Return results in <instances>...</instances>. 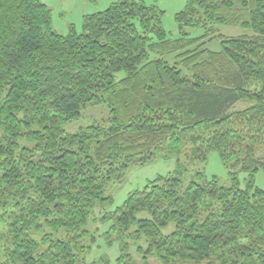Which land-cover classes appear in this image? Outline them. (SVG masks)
Wrapping results in <instances>:
<instances>
[{"label": "trees", "instance_id": "16d2710c", "mask_svg": "<svg viewBox=\"0 0 264 264\" xmlns=\"http://www.w3.org/2000/svg\"><path fill=\"white\" fill-rule=\"evenodd\" d=\"M164 15L115 0L63 35L42 0H0L1 264H136L133 247L145 264H264V0H187L177 37ZM101 104L107 123L64 128ZM213 151L228 184L194 168ZM156 157L174 170L107 211ZM98 209L114 263L88 260Z\"/></svg>", "mask_w": 264, "mask_h": 264}, {"label": "rangeland", "instance_id": "374dc122", "mask_svg": "<svg viewBox=\"0 0 264 264\" xmlns=\"http://www.w3.org/2000/svg\"><path fill=\"white\" fill-rule=\"evenodd\" d=\"M47 4L52 11V26L58 33L66 35L69 33L70 26L73 24L77 31L81 32L83 17L87 14L103 11L109 7V5L115 0H42ZM187 0H145L148 4H157L162 10L165 11L163 17V25L166 31L172 36L177 37L179 35L177 23L175 21V15L180 12ZM220 32L229 35H242L249 34L250 32L239 27L222 26ZM200 33L197 32L196 35ZM210 49H218L219 43L214 42L209 45ZM244 104L237 105L238 108L243 107ZM109 119V110L104 105L88 106L83 112L82 119L74 122H70L64 126L68 132H77L80 128L86 127L94 121L101 124H105ZM164 153H168L171 150L167 145ZM175 158H163L156 157L151 163L144 166L136 165L132 167L129 173L125 176L123 181L116 184L112 189L111 194L114 196V203L111 207L107 208V211H113L115 207L123 203L127 195L137 189L142 188L148 180L154 179L156 176L171 172L175 168ZM193 168V166H190ZM194 168L204 169L208 177L217 176V178L223 183L228 184L227 170L223 165L217 152H211L206 158L205 162L197 163ZM246 178L245 174H240L241 184L244 186ZM256 185L264 190V173L258 172L255 176ZM100 209L95 211L93 220L89 225L91 232H95L97 245L94 247L93 252L89 256L88 260L93 261L102 255H108L112 263L119 257V247L115 244L113 247H108L103 240V237H99L98 234H103L107 231L110 224H103L100 220ZM99 220V223H98ZM0 234L5 233L3 224L1 223ZM41 233H35V238H39ZM7 238V235L3 236V240ZM39 240V239H38ZM140 244V243H138ZM141 245V244H140ZM132 255L136 260V264H145L142 259V255L138 254L136 248L133 247ZM4 258L3 243L0 242V264ZM148 264H159L155 257L150 256L148 258Z\"/></svg>", "mask_w": 264, "mask_h": 264}, {"label": "bare ground", "instance_id": "6f19581e", "mask_svg": "<svg viewBox=\"0 0 264 264\" xmlns=\"http://www.w3.org/2000/svg\"><path fill=\"white\" fill-rule=\"evenodd\" d=\"M162 102V101H161ZM157 113V112H156ZM207 152V151H206Z\"/></svg>", "mask_w": 264, "mask_h": 264}]
</instances>
